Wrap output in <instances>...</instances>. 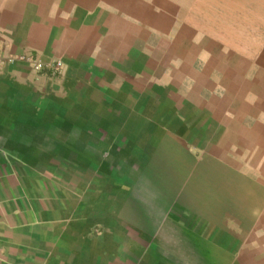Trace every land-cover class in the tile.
I'll use <instances>...</instances> for the list:
<instances>
[{
    "label": "crops",
    "instance_id": "0c3cea01",
    "mask_svg": "<svg viewBox=\"0 0 264 264\" xmlns=\"http://www.w3.org/2000/svg\"><path fill=\"white\" fill-rule=\"evenodd\" d=\"M0 264H264V0H0Z\"/></svg>",
    "mask_w": 264,
    "mask_h": 264
},
{
    "label": "built area",
    "instance_id": "2783aa9c",
    "mask_svg": "<svg viewBox=\"0 0 264 264\" xmlns=\"http://www.w3.org/2000/svg\"><path fill=\"white\" fill-rule=\"evenodd\" d=\"M0 61H3L4 64H11L16 61H26L28 66H30V68L36 72L42 71L43 69L49 67L50 69H52L51 74H56L59 69L58 62H55V64L45 66L39 61H36L35 59H31L29 56H25V55H18V56H11V57L3 58V54L0 52Z\"/></svg>",
    "mask_w": 264,
    "mask_h": 264
}]
</instances>
